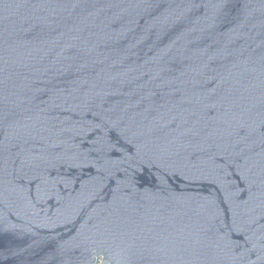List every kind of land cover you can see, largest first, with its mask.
Wrapping results in <instances>:
<instances>
[{
  "label": "water",
  "instance_id": "95a60500",
  "mask_svg": "<svg viewBox=\"0 0 264 264\" xmlns=\"http://www.w3.org/2000/svg\"><path fill=\"white\" fill-rule=\"evenodd\" d=\"M0 264H264V0H0Z\"/></svg>",
  "mask_w": 264,
  "mask_h": 264
}]
</instances>
